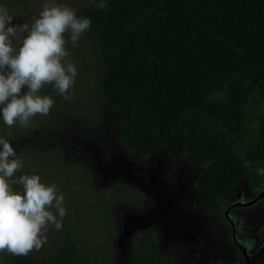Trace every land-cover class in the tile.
<instances>
[{
    "label": "trees",
    "instance_id": "1",
    "mask_svg": "<svg viewBox=\"0 0 264 264\" xmlns=\"http://www.w3.org/2000/svg\"><path fill=\"white\" fill-rule=\"evenodd\" d=\"M39 1L0 0V6L6 3L23 10L25 19L39 12ZM99 2L68 4L92 23L76 47L67 45L78 73L70 89L73 99L65 101L50 86L42 89L56 98L53 116L64 119V112L98 119L108 111L109 120L98 124L112 128L131 157L150 159L164 151L170 158L186 159L198 169L195 191L207 212L223 211L242 181L255 192L260 190L264 185V0H105V9L97 7ZM32 134L0 135L24 161L17 175L37 174L48 164L67 167L72 151L59 148L56 136H44L35 128L28 132ZM93 140L98 139L93 136ZM58 172L50 170L51 175ZM88 176L93 178V173ZM56 183L58 189L63 186L54 176L45 184ZM96 193L95 203L90 204L95 214L91 223L65 219L44 259L32 253L8 254V263L0 264L184 261L186 254L179 248L173 251L163 245L159 229L134 232L121 255L123 223L115 220L106 194L99 188ZM87 229L97 232L87 235Z\"/></svg>",
    "mask_w": 264,
    "mask_h": 264
},
{
    "label": "rangeland",
    "instance_id": "2",
    "mask_svg": "<svg viewBox=\"0 0 264 264\" xmlns=\"http://www.w3.org/2000/svg\"><path fill=\"white\" fill-rule=\"evenodd\" d=\"M71 1L40 0L37 6L39 12L26 16L27 18L25 19H23L21 13L23 10L8 6L6 3H2L1 5L6 7L14 17L13 24H31L38 17L45 3L68 5ZM41 94L46 95L43 92ZM53 99L56 102V98L53 97ZM55 110L56 104L54 103L47 116H35L27 129L21 127L18 123L14 127L9 128L3 123L2 116H0V135L16 131L20 135L32 137L35 134L28 135V132L31 128H35L44 136H56L58 138V147L63 151H72L71 156L73 157H70V162H67L66 168L58 169L52 164H48L37 173L43 183L47 182L49 176L57 177L58 181L62 180L63 186L59 187L58 195L62 193L65 197L64 206L67 214L63 219V224L67 223L65 219L72 221L76 218H81L84 220L83 222L91 223L92 216L95 214L94 206L90 204L95 203L96 188H99L102 193L106 194L105 197L108 200L107 206H112L115 220L124 224L122 226L124 228L125 240H119L118 242L121 248V255L126 249L127 239L134 232L137 234L143 232V229H159L165 247L174 251L179 248V243L176 241H180L192 250V254L190 252V255L186 254L185 262L181 264H226L227 262L221 263L224 258L233 256L232 248L229 243L227 244L228 231L225 229L224 219L220 218V213L203 214L197 204L190 208L183 206V209L186 210L185 214L175 209V202L180 200V198L182 199L184 193L189 189L193 193V196L189 197V199L197 201L192 182L197 171L186 159L172 163L168 160L169 158H167L165 152L155 153L150 159L139 160L138 158H133L116 141V134L112 131V128L108 126L103 127L98 124L102 120H106V118L107 121L109 120L108 111L101 112L103 113L102 117L98 119L90 116L88 120L85 117H70L64 112L61 113L64 119H60L59 114L53 116V111ZM96 127L98 131L94 133ZM101 127L103 130L100 129ZM93 136L98 140H93ZM48 148H50L49 153L51 154L53 149L49 146ZM129 159L136 160L137 164L141 167L143 164L148 165V163L154 160L159 162L165 161L163 163L165 171L168 170L172 182H177V184L169 187L168 184L162 181L161 165L159 167L143 168L142 171V168H139L137 164L134 166ZM50 170L55 172L59 170V172L51 175ZM87 173L90 175L93 173V178H88ZM85 184L92 185L94 189L89 188V186L86 187ZM146 185L152 189L161 188L162 198L159 200L161 211L159 212L156 207L151 208L138 215L139 217L131 213L129 215L128 212L125 214L120 213V210H125V208H136L135 210L138 212L142 210L147 202L146 196L143 194ZM127 189H129V193L125 192ZM17 190L19 189L17 188ZM71 211H74L75 215ZM96 216H98L97 213ZM248 216L249 218L245 225L249 227V231L257 232V234L264 231V202L251 209L248 212ZM67 217L70 218L67 219ZM210 228L213 229L209 230ZM58 231L55 230L53 225H49L46 232L47 242L39 251L31 253L37 255L38 259H44L46 250L52 249V240L55 232ZM94 232L97 231L95 229H87L85 231L87 235ZM258 236L263 237L264 235ZM95 237L97 238L98 234ZM256 247L257 250L259 247H262L257 259L261 261L260 264H264V244L262 246L261 240L254 246V248ZM0 261L8 263V253H0Z\"/></svg>",
    "mask_w": 264,
    "mask_h": 264
},
{
    "label": "clouds",
    "instance_id": "3",
    "mask_svg": "<svg viewBox=\"0 0 264 264\" xmlns=\"http://www.w3.org/2000/svg\"><path fill=\"white\" fill-rule=\"evenodd\" d=\"M97 7L105 9V0ZM13 21L0 6V116L9 128L18 123L27 129L54 106L52 96L41 94L46 86L65 101L73 99L78 73L67 45L76 47L92 22L66 4L49 3L31 24ZM23 167L13 145L0 137V253L14 256L39 251L48 226L62 230L67 214L57 185L43 183L38 174L17 175Z\"/></svg>",
    "mask_w": 264,
    "mask_h": 264
},
{
    "label": "flooded vegetation",
    "instance_id": "4",
    "mask_svg": "<svg viewBox=\"0 0 264 264\" xmlns=\"http://www.w3.org/2000/svg\"><path fill=\"white\" fill-rule=\"evenodd\" d=\"M164 152V151H160ZM158 152V153H160ZM155 155V153L151 156V158ZM167 158L170 162H178L179 160L182 159H173L170 158L169 155H167ZM130 160V159H129ZM132 164L135 166L137 164L136 160H130ZM139 162V161H138ZM165 161H152L147 164H143V166H139V168H150L152 166H157L159 167L161 165V178L162 181L171 187L173 184H177V182H172L171 178L169 177L168 170L165 171V167L163 165ZM167 163V162H166ZM169 164V162H168ZM170 165V164H169ZM197 174L193 177L192 182H193V190H194V195L197 198V201H191L189 197L193 196V193L191 192V189L187 190L184 195L182 196V199L176 200L175 202L176 207L175 209L178 210V212L185 214V211L183 209V206L185 208H190L193 205L198 206L199 210L203 214H208L211 215V212H207L203 209L201 206L200 202L198 201V197L195 191V184L198 180L199 177V172L196 169ZM178 173V171H176ZM175 172V174H177ZM166 174V175H164ZM171 190V188H170ZM143 194L146 196L147 202L146 205L142 208V210H139L140 212L136 211L135 209H128L125 208V210H120V213L125 214L128 212V214H135L136 217H139L138 215L142 214L143 212L151 209V208H157L159 212L161 209L159 208V200L162 198V191L161 188H151L148 185L143 190ZM264 191V185L260 188V190H257L255 192L254 190L251 189L249 184H247L245 181H242L241 183L237 184L234 190L232 191V195L230 198L229 204H227L224 208L223 211H220V218L222 217L224 219L225 225H226V230L228 231V236H227V244L229 243L230 247L232 248V255L233 256H227L224 258V260L221 263L226 264H260L261 261L257 259L258 253L262 250V247H259L257 250L256 244L259 243V241H262V246L264 244V236L260 237L258 235H264V231L261 233L249 231V227L246 226L245 224L248 221V212L255 208L256 206L260 205L262 202H264V198L262 201H259L256 204H250L253 200H255L258 197V194ZM142 194V195H143ZM250 204V205H246ZM231 206H234L233 208H230ZM230 208V209H229ZM229 209V211H228ZM215 214V213H213ZM126 217V216H125ZM122 217V218H125ZM213 228H210L209 230H212ZM176 241V240H175ZM226 242V240H224ZM173 242V241H172ZM179 243V252H183L184 254L190 255L189 252L192 254V250L189 249L186 244H182L180 241H176ZM246 249L245 253L243 252V249ZM254 248V249H253ZM248 257V259L246 258ZM185 262V260L183 261Z\"/></svg>",
    "mask_w": 264,
    "mask_h": 264
},
{
    "label": "water",
    "instance_id": "5",
    "mask_svg": "<svg viewBox=\"0 0 264 264\" xmlns=\"http://www.w3.org/2000/svg\"><path fill=\"white\" fill-rule=\"evenodd\" d=\"M264 198V191H261L259 194H258V197L253 200L250 204H256L257 202H259L261 199ZM250 204H246V205H250ZM234 206H231L230 208H233ZM229 208V209H230ZM228 209V211H229ZM243 249V252L245 253L246 249L242 248ZM248 259V257H246Z\"/></svg>",
    "mask_w": 264,
    "mask_h": 264
}]
</instances>
